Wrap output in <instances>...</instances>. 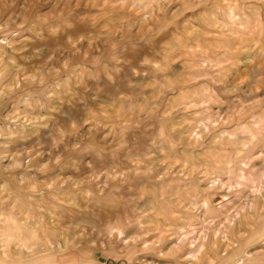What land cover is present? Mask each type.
<instances>
[{"label": "clouds", "instance_id": "1", "mask_svg": "<svg viewBox=\"0 0 264 264\" xmlns=\"http://www.w3.org/2000/svg\"><path fill=\"white\" fill-rule=\"evenodd\" d=\"M0 264H264V0H0Z\"/></svg>", "mask_w": 264, "mask_h": 264}]
</instances>
